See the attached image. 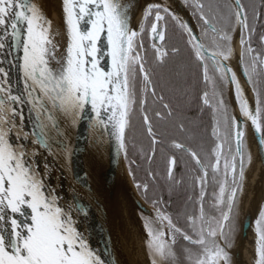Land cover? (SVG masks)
Listing matches in <instances>:
<instances>
[{"label": "snow or ice", "instance_id": "obj_1", "mask_svg": "<svg viewBox=\"0 0 264 264\" xmlns=\"http://www.w3.org/2000/svg\"><path fill=\"white\" fill-rule=\"evenodd\" d=\"M173 2L58 0L54 21L47 0H0V264H118L50 183L81 127L151 208L149 264H233L248 212L249 264H264V194L244 209L253 144L264 164V0H182L188 19Z\"/></svg>", "mask_w": 264, "mask_h": 264}, {"label": "water", "instance_id": "obj_2", "mask_svg": "<svg viewBox=\"0 0 264 264\" xmlns=\"http://www.w3.org/2000/svg\"><path fill=\"white\" fill-rule=\"evenodd\" d=\"M174 2L178 3L177 0ZM180 9L184 11L181 6ZM5 66L7 67L6 63ZM13 79L15 80L14 73ZM69 151L70 161L65 159L53 165L50 183L61 190L62 196H76V203L87 213V219L82 221V228L87 229L86 235L91 246L102 253L107 248L111 256H106V259L118 261V264H128L118 238L116 206L122 183L128 174L126 162L116 155L114 144L109 143L106 138L101 141L94 137L85 127L73 133ZM141 207L150 211L146 204ZM244 209L248 212L246 205ZM251 220L252 213L248 212L243 219L241 235L233 253L234 264L241 263Z\"/></svg>", "mask_w": 264, "mask_h": 264}, {"label": "bare ground", "instance_id": "obj_3", "mask_svg": "<svg viewBox=\"0 0 264 264\" xmlns=\"http://www.w3.org/2000/svg\"><path fill=\"white\" fill-rule=\"evenodd\" d=\"M143 2L144 0L141 3ZM57 4L58 0H48V8L51 12V18L54 21L59 19ZM236 47L237 52H239V44ZM252 153L254 164L249 173V185L247 186L245 198V205L248 209L249 201L253 195L259 198L261 194H264V167L259 161L255 144L252 145ZM145 204L134 189L130 177L126 174V179L122 183L116 206L118 209V238L128 264H149V257L146 254L145 248V239L137 220L140 208L141 206H145ZM250 239L251 233L249 232L243 247L240 264H249L251 260Z\"/></svg>", "mask_w": 264, "mask_h": 264}, {"label": "flooded vegetation", "instance_id": "obj_4", "mask_svg": "<svg viewBox=\"0 0 264 264\" xmlns=\"http://www.w3.org/2000/svg\"><path fill=\"white\" fill-rule=\"evenodd\" d=\"M177 1H178V3H179L180 5H179L178 3H176V2H173V7H174V8H175V9H176L181 15H184L185 18L188 19V18H189V15H186V9L183 8L184 11H183L182 9H180V6H181V4H182V0H177ZM258 2H259V0H248V3H258ZM193 23H194V21H193ZM170 36H172V39L175 40L176 37H175V35H173L171 32H170ZM237 44H238V39H237ZM237 44H236V46H237ZM229 99L231 100V97H229ZM233 106H234V105H233ZM185 114H186V115H189V116H192L193 119H195V120H197V121L199 122V116H200V114L196 111V105H195V104L192 105V110H191L190 112H186ZM207 120H208L207 115H204V117H203V122H204L205 124L207 123ZM161 128H162L163 130H167V131H169V132H172V131H173L170 125H164V124H162V125H161ZM199 131H202V129L199 130ZM153 167L157 168L158 171L162 170V165H161V163H160L159 160H157V162L153 165ZM181 171H182V169H181ZM180 174H181V172L178 171V173H177L178 177H179ZM138 175L141 176V177H143V172H142V171L139 172ZM183 194H184V189H183V188H179V187H178V188L175 190V192L172 194V200L175 202L177 208H181V207H182L183 199H184V195H183ZM164 195H165V197L167 198V196H168V191H167V187H166V186H165V189H164ZM143 201H144V200H143ZM146 205L148 206L149 210L151 211L150 206H149L148 204H146ZM240 235H241V228L238 230L237 235H236V238H235L234 246H233V248L230 250V251H231V255H232L233 264H234L233 253H234L235 248H236V246H237V243H238V240H239ZM181 246H183V245H181ZM181 246H180V248H181Z\"/></svg>", "mask_w": 264, "mask_h": 264}, {"label": "rangeland", "instance_id": "obj_5", "mask_svg": "<svg viewBox=\"0 0 264 264\" xmlns=\"http://www.w3.org/2000/svg\"><path fill=\"white\" fill-rule=\"evenodd\" d=\"M249 173H250V171H249ZM249 173H248V178H247V186L249 185V181H248V179H249ZM247 186H246V190H247ZM141 198V197H140ZM142 199V198H141ZM143 200V199H142ZM244 207H245V199H244ZM183 246H181V248H182ZM178 251H179V249H178ZM149 263V262H148ZM184 264H188V262H187V259L185 258V260H184Z\"/></svg>", "mask_w": 264, "mask_h": 264}]
</instances>
